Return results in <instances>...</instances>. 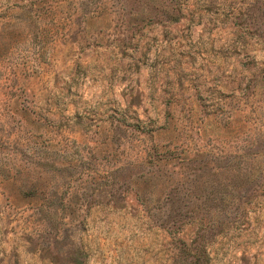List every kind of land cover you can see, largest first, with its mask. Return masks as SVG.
Masks as SVG:
<instances>
[{"label":"rangeland","instance_id":"374dc122","mask_svg":"<svg viewBox=\"0 0 264 264\" xmlns=\"http://www.w3.org/2000/svg\"><path fill=\"white\" fill-rule=\"evenodd\" d=\"M0 0V264H264V0Z\"/></svg>","mask_w":264,"mask_h":264},{"label":"trees","instance_id":"16d2710c","mask_svg":"<svg viewBox=\"0 0 264 264\" xmlns=\"http://www.w3.org/2000/svg\"><path fill=\"white\" fill-rule=\"evenodd\" d=\"M37 7V15L39 18H45L51 12V6L49 0H37L36 2Z\"/></svg>","mask_w":264,"mask_h":264}]
</instances>
